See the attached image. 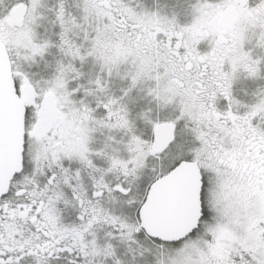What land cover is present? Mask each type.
Instances as JSON below:
<instances>
[{
    "label": "snow or ice",
    "instance_id": "1",
    "mask_svg": "<svg viewBox=\"0 0 264 264\" xmlns=\"http://www.w3.org/2000/svg\"><path fill=\"white\" fill-rule=\"evenodd\" d=\"M0 264H264V0H0Z\"/></svg>",
    "mask_w": 264,
    "mask_h": 264
}]
</instances>
